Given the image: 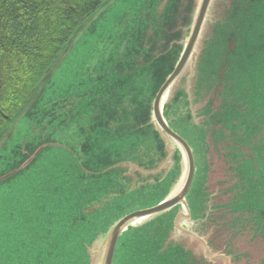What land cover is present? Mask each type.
Instances as JSON below:
<instances>
[{
	"label": "water",
	"instance_id": "95a60500",
	"mask_svg": "<svg viewBox=\"0 0 264 264\" xmlns=\"http://www.w3.org/2000/svg\"><path fill=\"white\" fill-rule=\"evenodd\" d=\"M0 188V264H264V0H105L12 117Z\"/></svg>",
	"mask_w": 264,
	"mask_h": 264
},
{
	"label": "trees",
	"instance_id": "16d2710c",
	"mask_svg": "<svg viewBox=\"0 0 264 264\" xmlns=\"http://www.w3.org/2000/svg\"><path fill=\"white\" fill-rule=\"evenodd\" d=\"M104 0H0V141L77 28Z\"/></svg>",
	"mask_w": 264,
	"mask_h": 264
},
{
	"label": "rangeland",
	"instance_id": "374dc122",
	"mask_svg": "<svg viewBox=\"0 0 264 264\" xmlns=\"http://www.w3.org/2000/svg\"><path fill=\"white\" fill-rule=\"evenodd\" d=\"M114 18H115V16L112 18V21H113ZM86 52H87V45L86 44H82L72 54V56L70 57L69 63H68V65H67V67L65 68V71H64V77L65 78L70 75V73L72 72V70L75 68L76 64L86 54ZM72 76H71V79H72ZM55 178L57 180L56 181L57 186L58 185H61L65 189L66 188V182L64 181L63 176H60L59 174H57ZM18 188H21V186L19 185ZM55 188H56V185H55ZM11 193H12V191L6 190L5 188H0V209H1L0 211L2 213L4 211L6 212L7 210H9V206L11 205V197H10V194ZM31 199H32L31 197L26 196V201L27 202H30ZM2 207H4V208H2ZM4 225H5V222L4 221L0 222V236H2V234L4 232V229H5L4 228ZM115 262H116L115 264H120L119 261H118V259H116Z\"/></svg>",
	"mask_w": 264,
	"mask_h": 264
}]
</instances>
